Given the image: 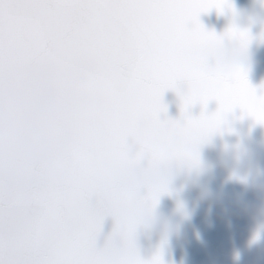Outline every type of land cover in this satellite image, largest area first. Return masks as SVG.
<instances>
[{
    "label": "snow or ice",
    "instance_id": "obj_1",
    "mask_svg": "<svg viewBox=\"0 0 264 264\" xmlns=\"http://www.w3.org/2000/svg\"><path fill=\"white\" fill-rule=\"evenodd\" d=\"M213 10L228 19L219 33L200 19ZM238 15L234 0H0V105L45 74L79 101L54 111L42 147L0 146V264H167V239L147 254L138 242L173 195L160 169L202 171L213 137L245 118L264 126V82H250L247 62L264 26L253 35Z\"/></svg>",
    "mask_w": 264,
    "mask_h": 264
},
{
    "label": "water",
    "instance_id": "obj_2",
    "mask_svg": "<svg viewBox=\"0 0 264 264\" xmlns=\"http://www.w3.org/2000/svg\"><path fill=\"white\" fill-rule=\"evenodd\" d=\"M241 27L251 25L253 35L264 26V0H234ZM201 21L217 33L224 30L228 19L217 16L215 10L201 15ZM215 62L216 55L208 54ZM247 62L250 82H264V43L253 42ZM54 77L45 74L30 85L22 98L5 99L0 105V146L12 144L40 148L50 128L54 111L69 102H79L65 93L57 97L50 87ZM168 116L179 114L174 92L164 94ZM210 103L209 110H214ZM200 111L199 105L192 109ZM239 110L236 115L239 116ZM163 118V117H162ZM245 118L233 124L235 133L215 136L203 146V170H189L176 164L160 169L159 175L173 189V195L160 199L154 216L144 218L139 235L141 250L147 254L161 240L167 239V264H264V126ZM237 143L241 148L234 147ZM225 145H228L225 148ZM246 177V182L230 179V175ZM177 201L183 203L187 218L177 211ZM111 217L106 218L103 234L112 229ZM258 239H254L257 237ZM99 250L109 257L120 253L104 236Z\"/></svg>",
    "mask_w": 264,
    "mask_h": 264
}]
</instances>
